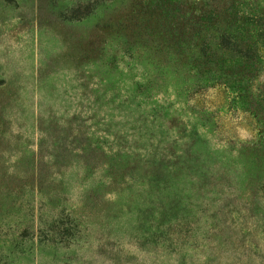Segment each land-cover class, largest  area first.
<instances>
[{"label": "rangeland", "instance_id": "374dc122", "mask_svg": "<svg viewBox=\"0 0 264 264\" xmlns=\"http://www.w3.org/2000/svg\"><path fill=\"white\" fill-rule=\"evenodd\" d=\"M0 264H264V0H0Z\"/></svg>", "mask_w": 264, "mask_h": 264}]
</instances>
